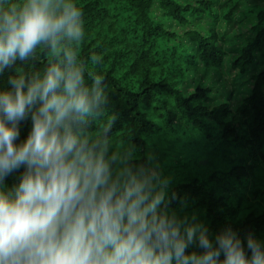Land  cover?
Wrapping results in <instances>:
<instances>
[{
  "label": "clouds",
  "instance_id": "1",
  "mask_svg": "<svg viewBox=\"0 0 264 264\" xmlns=\"http://www.w3.org/2000/svg\"><path fill=\"white\" fill-rule=\"evenodd\" d=\"M83 16L76 0H0V77L40 48L54 58L0 88V264H264V240L168 210L151 156L85 131L105 97L80 57Z\"/></svg>",
  "mask_w": 264,
  "mask_h": 264
},
{
  "label": "trees",
  "instance_id": "2",
  "mask_svg": "<svg viewBox=\"0 0 264 264\" xmlns=\"http://www.w3.org/2000/svg\"><path fill=\"white\" fill-rule=\"evenodd\" d=\"M76 3L84 13L86 38L79 52L86 76L104 77L105 102L98 115L88 118L85 131L98 135L110 128L108 134L115 144L134 146L136 163L152 158L162 134L175 136L181 131H195L217 151L221 146L225 153H236L226 171L169 183L167 208L195 217L213 235L231 227L245 244L249 234L264 240V8L256 6L244 13L246 18H255L256 24L233 66L240 75L259 71L250 95L233 112L229 104L208 108L205 101L209 90L200 87L186 96L182 89L198 62L208 69L222 67L226 53L218 36L189 31L180 38L165 21L185 26L190 24V16L206 15L215 25L231 22L241 8L240 0L226 2L218 13L208 2L199 6L184 5L179 0ZM156 10L161 12V19L155 18ZM92 55L102 60L93 62ZM50 61L54 58L49 50L38 49L34 57L17 61L13 69L6 70L0 77V88L7 86V78L15 70L30 75L43 73ZM30 130L31 120L22 122L20 141ZM19 175L14 173L5 185L11 188Z\"/></svg>",
  "mask_w": 264,
  "mask_h": 264
},
{
  "label": "rangeland",
  "instance_id": "3",
  "mask_svg": "<svg viewBox=\"0 0 264 264\" xmlns=\"http://www.w3.org/2000/svg\"><path fill=\"white\" fill-rule=\"evenodd\" d=\"M184 5L199 6L201 2L212 4L215 12L230 0H179ZM241 8L231 22L221 21L218 25L213 23L206 15L197 18L189 17L190 24L182 26L174 22L165 21L167 28L184 38L189 31H198L205 35L214 33L219 38V45L226 53L222 67L208 69L198 62L189 72L182 89L186 96H190L198 88L209 90L208 100L205 104L213 109L229 104L235 112L242 101L250 95L253 88L254 77L259 70H251L245 75H240L239 69L234 68V61L239 56V49L244 40L251 37L252 28L256 24L255 18H246L248 8L259 6L264 8V0H240ZM154 16L161 19L159 10L154 11ZM175 136L161 135L158 145L153 150V163L161 173L168 177L170 184L184 181L189 176L209 177L214 173L228 170L236 158V153H225L224 147L217 151L215 146L197 132L183 133ZM227 151V150H226ZM202 166H200V165ZM193 217V216H188Z\"/></svg>",
  "mask_w": 264,
  "mask_h": 264
}]
</instances>
